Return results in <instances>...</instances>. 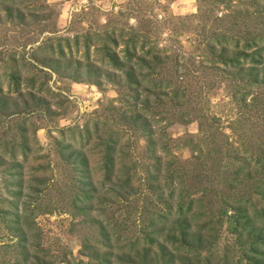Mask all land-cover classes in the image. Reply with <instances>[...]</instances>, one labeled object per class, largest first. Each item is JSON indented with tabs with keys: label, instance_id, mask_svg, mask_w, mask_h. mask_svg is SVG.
Listing matches in <instances>:
<instances>
[{
	"label": "rangeland",
	"instance_id": "374dc122",
	"mask_svg": "<svg viewBox=\"0 0 264 264\" xmlns=\"http://www.w3.org/2000/svg\"><path fill=\"white\" fill-rule=\"evenodd\" d=\"M198 1L0 0V264H95L103 253L106 264H264V52L233 69L207 60L264 35V0H200L212 4L205 15ZM216 28L238 45H211ZM149 45L160 51L147 69ZM106 136L115 150L104 178ZM189 202L188 225L176 213L149 225ZM231 210L246 225L239 237ZM143 233L153 244L129 251Z\"/></svg>",
	"mask_w": 264,
	"mask_h": 264
},
{
	"label": "trees",
	"instance_id": "16d2710c",
	"mask_svg": "<svg viewBox=\"0 0 264 264\" xmlns=\"http://www.w3.org/2000/svg\"><path fill=\"white\" fill-rule=\"evenodd\" d=\"M200 2L201 1L199 0L198 6H197L198 10H200L199 12L202 13L203 15H205L204 11L207 10V13L210 14V11L212 10V6H211L212 4H209V1H207L206 3L202 2L201 4H200ZM205 6H208V7H205ZM227 16H228V14H223L220 17L215 16L214 18H215V20L222 21L223 19H226ZM202 26H203V23H202ZM123 35H125V34H123ZM227 36H230L232 38L233 47H236L238 45V42H239L238 37H235V35H232L230 33V30H226V29L221 30V29L216 28L212 33L209 34V38L207 40L211 45L217 44V46L218 45L225 46L224 42H225V38ZM111 39H113V38L110 37L109 40H111ZM131 39L132 40H125L124 41L125 42V48H124V54H123V58H124L123 62H125V63H129L130 59L132 58V55L135 52L134 47H135V44L137 43V38L133 36V38H131ZM145 42H146L145 40H142L140 42V44L144 45ZM258 43H261L262 45L258 46L257 45ZM205 46H206V44H205ZM141 48H143V46ZM141 48H140V50H142ZM240 48H241V51H237L236 53H234L233 55H231L229 57H223L219 54H214L212 56V58H207V60H209L211 63L221 64L224 68H229V69L236 68L238 65H243V64H255V65L260 64L262 62L261 51L264 52V35L263 34H260V35L251 34V33L247 32L245 34V38L243 39V42H242V45ZM243 50H245V51H243ZM246 50H250V51H246ZM159 51H160V49L157 48L155 45H149L143 51L142 56H140L141 57L139 59L140 66H143V67H146L147 69H150L149 66L152 64L153 67H156L158 62H159L158 61L159 60L158 55H156V53H159ZM105 56L107 59L112 60V62L114 63L112 66H115L118 68V63H117L116 57H115L116 55H114V54L111 55L108 53V51H106ZM145 56H147L149 58L146 59ZM149 60L151 61L150 65H149ZM125 63H123V64H125ZM150 72L151 71L149 70V76L152 73V72L151 73ZM153 75H155V74H153ZM150 78L151 79L147 78V81L151 82L152 86H154V87H158L161 84L163 85L164 81H165V79L161 80L160 78H152V77H150ZM252 81H254V80L248 79L246 82L242 83L243 80H240V82L242 83V86H245V84H249ZM130 82H133V84L136 86L135 88L139 87V81L138 82L130 81ZM0 91H1V89H0ZM174 93H176V91H174ZM134 99H136V97ZM83 126H82L83 129L78 130V133L83 134L84 137L87 139L90 137V134H89V131H88L86 125H83ZM107 137L108 136H106L103 139V141L100 140V145H102L104 148V151L102 152V156H101V158H102L101 167L104 171V173H103V175H105L104 178H107V176L110 174L112 164H113V155L112 154L115 150L114 149L115 139H112L110 137L107 138ZM84 145L85 144H81V146H84ZM78 167H80L79 169L81 170V173H85V166H84L83 162L79 163ZM127 184H128L127 182L123 183L122 185H120V188H124L125 186H127ZM93 191H94V187H92V190L88 189L87 191L83 192L82 195H78L79 197H77L75 199L80 200L79 202H81L83 199H91V197L93 196L91 194V192H93ZM242 202H243V199H242ZM191 206H192L191 202H189L185 207H183V204H178L175 207V209H173V211L171 210V207H170L168 210H166L165 212H162L157 217L152 218L151 222H149V225L154 227L156 222H157L156 220H159L160 223H164V221H166L169 218V216L173 215L174 213H176L178 216L181 217V222L183 224L186 223L188 225L190 216L187 214L190 211ZM82 207L84 208V210H86V208L88 209L87 205H82ZM23 210L26 211L27 207H24ZM17 211H18V208L17 209L15 208V212H17ZM254 213L256 214V212H254ZM222 214L225 215V209L219 208L217 210V216L220 217ZM197 215H199V214H197ZM257 216H258L259 222H261L259 219L260 217L262 220H264V214H262L261 212H259ZM257 216H254V214H253V218H255L256 220H257ZM226 217H227L228 223L231 224V230L233 229L235 236L239 237L241 235L243 229L246 226L244 224H242V225L237 224L238 220L243 219V216L241 215V213L239 211H237V210L232 211L231 210L230 215L226 216ZM248 222H250V219L248 220ZM243 223H246V222H243ZM261 223H263V222H261ZM186 224H185V226H186ZM204 225H206V223L199 226V228L200 229L203 228ZM236 228H238L239 231H235ZM200 229H198V230H200ZM155 231H157L156 234H159L158 230H155ZM184 233L185 232H182V235L180 237V240H182V241L179 242L183 248L182 249L183 251L182 252L180 251L179 245H176L175 249H174L175 251H178L179 253L180 252L185 253L187 250L190 249V245L188 243H185V241H184L185 240L184 237H186V235ZM256 239H258V237H256ZM153 242H154V239H152V237H150L149 234L143 233L142 235H139V236L135 237L134 239H132L131 241H129L127 244V249L130 251V250H133L134 248H136L137 246H139L141 244L148 246V245L153 244ZM259 244H264V242L261 241V242H259ZM82 247H83V250L87 249V247H84V245ZM91 249H94V248L92 247ZM80 252H83V251L80 250ZM95 252L96 251H93L90 254H87V253L85 254V252H84V254L85 255H97V253H95ZM104 255H106V253H103L101 256L102 258L100 257L101 259L98 262H96L95 264H106L108 261H107V259H105L106 256H104ZM167 255H171V254L168 253ZM169 257H170V259L173 258L172 256H169ZM170 259H167L163 264H170V262H171ZM245 260H246V258H244L243 260L238 259V260L234 261L233 264H253V263L257 264L255 259H251V260L247 259L246 263H245ZM242 261H244V263ZM78 264H90L89 257H88V260L85 261V263H83V262L81 263V261H78Z\"/></svg>",
	"mask_w": 264,
	"mask_h": 264
}]
</instances>
